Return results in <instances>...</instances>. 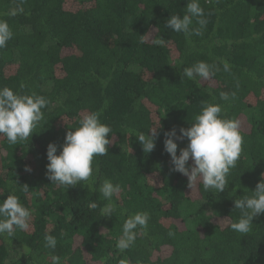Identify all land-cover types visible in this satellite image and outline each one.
<instances>
[{
    "label": "trees",
    "instance_id": "trees-1",
    "mask_svg": "<svg viewBox=\"0 0 264 264\" xmlns=\"http://www.w3.org/2000/svg\"><path fill=\"white\" fill-rule=\"evenodd\" d=\"M188 2L0 0V21L13 34L0 48V88L48 101L28 140L9 144L0 135V202L16 195L31 212L26 230L0 236V264H53V256L60 264H264V213L247 234L230 227L240 217L234 200L264 179V0L199 1L207 20L201 35L166 26L170 16L186 14ZM190 28H200L196 18ZM159 38L163 44L154 43ZM199 61L215 74L183 76ZM205 104L238 120L243 137L219 193L199 180L191 191L164 151L165 133L179 135ZM88 112H99L111 128L108 153L94 157L88 181L68 189L52 184L47 145L59 155L66 132ZM155 128V148L144 153L129 131L149 135ZM175 142L179 155L187 140ZM105 180L122 187L110 217L99 191ZM136 212L149 214L147 228L121 252L122 225ZM46 235L56 238L54 250L45 247Z\"/></svg>",
    "mask_w": 264,
    "mask_h": 264
},
{
    "label": "clouds",
    "instance_id": "clouds-1",
    "mask_svg": "<svg viewBox=\"0 0 264 264\" xmlns=\"http://www.w3.org/2000/svg\"><path fill=\"white\" fill-rule=\"evenodd\" d=\"M15 15V12L11 13ZM204 9L199 0H189L186 5V14L170 16L167 27L174 32L201 35L200 29L206 24ZM196 18L200 28H190ZM12 32L5 21H0V48H4L12 38ZM154 43L163 44L164 39L159 38ZM225 71L229 70L227 63ZM183 76L195 80L197 78L208 80L215 73L212 66L199 61L190 67L183 68ZM234 97V93L232 94ZM221 99L228 100L229 94L221 93ZM48 104L43 96L18 95L8 87L0 88V135H3L9 144L28 140L38 123L43 119L41 111ZM222 109L218 104H205L201 112L195 117V122L188 128H180L179 135L176 129L165 133L164 151L170 156L173 171L178 172L188 179V187L193 189L199 180L203 189L222 192L228 185L227 176L235 167L242 151L243 137L240 132V122L235 119L221 118ZM158 128V127H157ZM148 131L130 130L129 136H135L142 146L144 153H150L155 148L156 129ZM111 128L100 122L99 112L85 113L79 120V126L66 132L64 143L59 155L57 147L49 143L46 149L47 178L57 186L69 187L88 181L93 174V159L108 153L107 145L111 143L108 136ZM187 140L185 148L180 149L177 155L175 141ZM192 164L188 167V161ZM30 171V169H25ZM28 191L27 186L23 187ZM102 197L108 203L102 209L104 217H110L116 211L112 203L114 194L120 193L122 187L105 180L99 188ZM251 195L234 200V209L239 210L240 217L231 223V230L241 234L251 231L253 217L264 213V179L257 183ZM91 208L97 205L92 203ZM31 212L24 207L16 195H8L0 202V236L13 237L16 229L26 230ZM150 216L147 212H136L127 217L122 225V234L118 238L116 247L121 251L130 248L137 237V229L147 228ZM173 235L169 232V236ZM57 240L52 235L45 236V247L55 249ZM53 264H60V258L52 257ZM120 264H127L121 260Z\"/></svg>",
    "mask_w": 264,
    "mask_h": 264
},
{
    "label": "rangeland",
    "instance_id": "rangeland-1",
    "mask_svg": "<svg viewBox=\"0 0 264 264\" xmlns=\"http://www.w3.org/2000/svg\"><path fill=\"white\" fill-rule=\"evenodd\" d=\"M153 34H154L153 32L150 34L149 40H152ZM215 222L220 224V225H224V223H225L224 221H221V220L220 221L218 220V221H215Z\"/></svg>",
    "mask_w": 264,
    "mask_h": 264
},
{
    "label": "built area",
    "instance_id": "built-area-1",
    "mask_svg": "<svg viewBox=\"0 0 264 264\" xmlns=\"http://www.w3.org/2000/svg\"><path fill=\"white\" fill-rule=\"evenodd\" d=\"M199 1H201V2L205 3L206 5H208L211 0H199Z\"/></svg>",
    "mask_w": 264,
    "mask_h": 264
}]
</instances>
